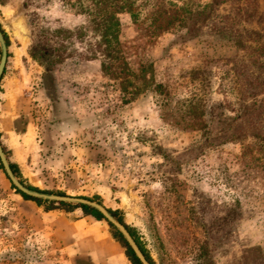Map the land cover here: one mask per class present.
I'll return each instance as SVG.
<instances>
[{
  "label": "rangeland",
  "instance_id": "374dc122",
  "mask_svg": "<svg viewBox=\"0 0 264 264\" xmlns=\"http://www.w3.org/2000/svg\"><path fill=\"white\" fill-rule=\"evenodd\" d=\"M96 1L0 3L9 164L48 194L119 211L154 264H264V146L219 142L264 135V0H221L202 17L212 0ZM124 1L119 50L161 85L128 104L98 52L78 56L99 49L96 24ZM41 28L82 29L77 54L50 69L32 61ZM11 185L0 169V264H130L105 222L45 212Z\"/></svg>",
  "mask_w": 264,
  "mask_h": 264
},
{
  "label": "trees",
  "instance_id": "16d2710c",
  "mask_svg": "<svg viewBox=\"0 0 264 264\" xmlns=\"http://www.w3.org/2000/svg\"><path fill=\"white\" fill-rule=\"evenodd\" d=\"M6 0H0V3H5ZM221 0H212L211 3L204 5L201 7L194 15L197 17L208 16L215 10V7L219 4ZM109 0H97L95 4H101L106 6ZM125 1L120 3L118 2L116 7V11L109 15V17L102 18L99 23L96 24L99 31V42L96 45L99 48L97 51H89L88 53H78L79 58L82 61H91L97 59V52L99 56L102 58L101 60V69L105 76L109 77V79L113 80L116 83L119 91L123 95L121 99L122 104H128L134 101L140 94L149 90L152 87L161 88V85H156L153 75L152 65H143L141 66L138 73H132L128 67L127 61L122 56L121 51L119 50L120 42L119 36L117 34V28L119 27V20L117 18V14H120L126 10ZM105 8V7H104ZM1 29V28H0ZM1 33L4 37L6 45H9L8 37L1 30ZM84 38V34L82 29L75 30H67L63 28H59L56 30H50L41 28L40 30V40L33 44L28 49V55L32 61L36 62L41 67L46 69H50L54 66L62 65L68 60L73 58L74 54H77L76 51L68 52V48L73 45V41L76 39L82 40ZM5 72V70H4ZM3 72V73H4ZM252 111V110H250ZM253 138L257 139L261 143V146H264V135L258 134H228L225 133L219 137L220 144H225L228 142H245L247 139ZM3 148V147H2ZM3 151L6 153L5 149ZM10 168L13 173L20 179L21 183L26 185L29 189L43 192V193H51L48 191H41L35 187H32L25 183L22 179L20 171L18 167L14 164L10 163ZM0 169L3 171L6 176L3 167L0 162ZM8 179V178H7ZM11 188L25 201H30L36 204L38 208H42L45 212L53 211V210H61L65 213L69 214L75 210H80L85 217H92L98 222H105L109 228V234L112 240L119 244L123 249L125 256L129 260L130 264H140L138 259L135 257L132 250L129 248L127 243L124 241L122 236L95 210L90 209L84 206H75L70 207L65 204L55 205L54 203H46L40 200H36L19 192L13 185ZM64 196V194H60ZM100 203V202H99ZM47 205V206H45ZM108 211L112 214L113 217L118 219L120 223L124 225L127 231L135 240L139 249L145 256L146 260L149 264H154L152 259L150 258L148 252L145 250L141 242L136 236V233L132 228L127 226L122 218V215L119 211Z\"/></svg>",
  "mask_w": 264,
  "mask_h": 264
},
{
  "label": "water",
  "instance_id": "95a60500",
  "mask_svg": "<svg viewBox=\"0 0 264 264\" xmlns=\"http://www.w3.org/2000/svg\"><path fill=\"white\" fill-rule=\"evenodd\" d=\"M0 53H1L0 55V80H1L7 60V46L4 37L1 33V30H0ZM0 162L11 184L19 192L26 195L27 197L44 202H51L55 204L84 206L97 211L122 236V238L127 243L129 248L132 250V252L134 253L135 257L138 259L140 264H149V262L146 260L145 256L139 249L138 245L136 244L135 240L127 231V229L124 227V225L120 223L118 219L113 217L112 214L108 211V209H106L102 204L84 198L48 194V193H43L29 189L20 182V180L15 176V174L11 170L10 164L3 151L1 143H0Z\"/></svg>",
  "mask_w": 264,
  "mask_h": 264
}]
</instances>
